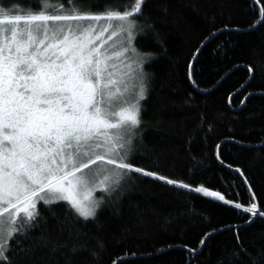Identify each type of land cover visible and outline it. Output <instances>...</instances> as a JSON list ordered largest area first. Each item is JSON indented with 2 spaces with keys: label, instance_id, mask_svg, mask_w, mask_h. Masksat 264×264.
Listing matches in <instances>:
<instances>
[{
  "label": "trees",
  "instance_id": "16d2710c",
  "mask_svg": "<svg viewBox=\"0 0 264 264\" xmlns=\"http://www.w3.org/2000/svg\"><path fill=\"white\" fill-rule=\"evenodd\" d=\"M78 2L98 11L130 0ZM17 4L39 7L38 0H0L6 8ZM262 6L264 0H146L145 17L163 44L151 35L134 41L155 58L144 65L150 86L132 164L245 206L255 194L264 210V22L252 27ZM217 144L232 168L216 159ZM38 208L23 248L13 245L12 264H228L237 232L252 257L264 251V218L248 224L242 211L139 174L106 198L94 220L83 221L62 202Z\"/></svg>",
  "mask_w": 264,
  "mask_h": 264
},
{
  "label": "snow or ice",
  "instance_id": "6c2138e0",
  "mask_svg": "<svg viewBox=\"0 0 264 264\" xmlns=\"http://www.w3.org/2000/svg\"><path fill=\"white\" fill-rule=\"evenodd\" d=\"M38 3V8L27 9L0 6V264H12L14 244L23 248V239L40 218L38 205L64 202L76 217L94 220L106 198L131 174L220 201L247 214L248 224L264 218L255 194L245 206L219 191L131 163L143 136L141 102L150 86L144 65L155 58L138 50L134 41L151 35L163 44L145 17L146 0L106 3L98 11L93 10L97 5L78 0ZM261 22L264 6L252 27ZM192 69L190 63L188 79L195 85ZM216 147V159L232 168L222 160L220 145ZM233 171L251 193L242 169ZM96 192L104 195L97 198ZM212 234L200 240L201 248ZM236 242L238 249L225 254L228 264H261L264 251L252 257L238 232Z\"/></svg>",
  "mask_w": 264,
  "mask_h": 264
},
{
  "label": "rangeland",
  "instance_id": "374dc122",
  "mask_svg": "<svg viewBox=\"0 0 264 264\" xmlns=\"http://www.w3.org/2000/svg\"><path fill=\"white\" fill-rule=\"evenodd\" d=\"M99 194V195H98ZM104 194L103 193H100V192H96L95 193V196L97 197V198H101L102 196H103ZM62 203H64V202H62ZM66 204V203H65Z\"/></svg>",
  "mask_w": 264,
  "mask_h": 264
}]
</instances>
